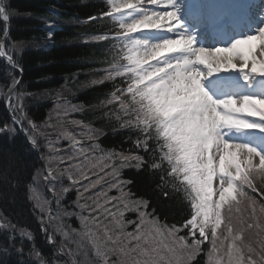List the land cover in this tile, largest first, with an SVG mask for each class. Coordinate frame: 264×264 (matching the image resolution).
Returning <instances> with one entry per match:
<instances>
[{
    "label": "snow or ice",
    "instance_id": "6c2138e0",
    "mask_svg": "<svg viewBox=\"0 0 264 264\" xmlns=\"http://www.w3.org/2000/svg\"><path fill=\"white\" fill-rule=\"evenodd\" d=\"M107 2L110 6L109 10L102 12L101 16H110L118 22L120 31L114 38L130 52L141 45L147 48L149 44L129 34L138 33L141 30L161 29L164 21L175 22L168 24L169 33L181 28V22L175 10L159 11L144 7L145 2L157 5L158 0H119V2L107 0ZM173 2L174 0H164L169 7ZM114 13L124 15L116 16L113 15ZM11 15L12 11L3 0H0V23L4 25V40L10 39L8 24ZM93 19L96 17H89L90 21ZM49 26L54 25L49 22ZM51 36L52 34L48 33V37L51 38ZM174 37L161 41L152 47L151 51L154 53V58L160 57L162 52L179 53L176 55V63L195 77L192 84L200 94V103L193 106L177 103L173 107L162 108L156 91L147 87L144 90L137 89L135 80L129 82L127 88L120 89L122 94L127 92L130 95L131 113L126 114L134 113L135 119H129L127 124L134 126L142 134L137 137L136 145L148 153L147 158L105 150L98 143L85 146L75 134L63 128L62 120L57 119L53 122V113L59 118L67 115L69 111L78 110L76 105H70L67 99L59 95L53 100V109L47 119L37 123L28 117V109L24 101L30 94L20 87L23 67L14 58L15 53L22 48L23 42L11 41L8 50L11 54H7L5 67L7 76L5 83L0 85V97L5 98V107L10 110L12 125L10 126L7 122L0 124V134L15 135L18 126L25 133L32 148L40 152L41 157L47 161L44 165L46 171L38 170L40 178L47 185L48 191L55 195L57 207L45 209L43 205H40L37 215V204L34 203L32 206V214L37 216L40 233L45 243L51 246L50 257L36 246L35 236L31 230L0 213V264H68V261L57 258L63 253L65 244L63 240L57 241L56 233L67 237L70 233L78 231L64 221L65 217L72 216L82 221V227L86 232L92 231L90 222L103 231V236L97 233L96 255L100 259L93 264H157L156 257L160 254V243H163L168 252L177 257L176 264H181L185 256L188 260H192L196 253L201 251L200 245L208 240V229L212 237L208 264H219L214 253L218 251L217 230L221 225L224 224L226 229L224 239L241 240L238 234L232 236L233 205L231 202L237 201L239 204L237 200L239 196L246 197L250 207L255 204V200L244 191V186L256 191L250 176L264 174V152L248 144L224 139V130L258 129L264 133V97L229 96L217 100L203 86V80L205 69L208 77L221 72H240L245 80L248 79L249 74L264 78V50L260 52L261 59L253 55L252 49H248L247 52L237 51L255 40H260L264 44V25L258 27L254 34L244 36L246 38L236 39L228 47L213 49L194 47V38L182 33ZM96 38L105 40L108 37L100 35ZM5 55L4 43L0 41V57ZM126 59L130 64L137 63L135 53L127 56ZM236 59L240 61L239 65L234 62ZM249 60H251L250 67ZM114 67L116 71L109 72L105 79L124 75L120 66ZM17 72L20 73L19 76ZM183 74V72L178 73V75ZM162 95L161 93L160 96ZM113 99L118 97L113 96ZM120 104L121 108L125 107V101L121 100ZM241 113H246L247 117L259 119L249 120L237 116ZM25 120L29 127H25ZM71 122L81 124L80 121ZM58 126L59 131H56ZM47 129L56 131L55 137ZM86 135L89 139L94 138L91 130ZM61 139L68 141L70 151L61 152ZM151 141H155V144ZM44 148L49 150L47 154L41 151ZM97 149H99V155L95 154ZM117 157L120 159L119 164L115 163ZM254 157H259V164L255 166L258 171L253 169ZM132 161L135 163L132 164ZM165 162L168 165L167 169L163 167ZM59 164H63L64 167L60 168ZM144 165L153 170H160L161 184L157 187L161 189L165 197L169 196V193L163 190L169 183L166 176L179 180L181 186H187L183 190L190 201V214L181 224L162 223L154 208L149 211L148 200L136 197L130 188L126 189V185L132 182L123 181L120 178L121 168L132 166L140 169ZM65 176L70 186L77 192V199L73 202L74 207L71 211L61 204L57 189L59 184L63 191H69L68 187L63 186ZM32 179L35 181L37 177L33 176ZM214 179L218 182L215 191L213 190ZM81 181H87V183H81ZM97 185H100L101 190L89 193V190L96 188ZM13 187L16 185L14 184ZM177 187L179 190V186ZM27 188L28 199L31 202L30 193L34 191V187L28 184ZM112 189H115L119 195H108ZM86 193L88 195H85ZM214 195L218 196L215 200ZM101 197H103L102 201ZM225 206L227 209L222 213ZM125 211H135L136 220H125ZM260 211L264 214V206ZM84 212H88L89 215L85 216ZM101 213L104 215L102 216ZM252 219L256 223H247V228L260 229L261 223L255 216L254 209ZM129 224L133 226L134 231H126ZM185 229L186 236H177L178 231ZM157 237L161 239L158 241ZM188 237L192 238L191 243L188 242ZM168 241L171 243L169 244ZM256 242L260 245L258 260L253 259L252 255L245 260L242 248L229 243L228 264H264V240L258 239ZM25 244L28 245L27 248ZM222 245L223 240H221ZM255 251L251 245L247 246L248 253L253 254ZM70 252L71 248H69ZM110 256H115L116 259H109Z\"/></svg>",
    "mask_w": 264,
    "mask_h": 264
},
{
    "label": "trees",
    "instance_id": "16d2710c",
    "mask_svg": "<svg viewBox=\"0 0 264 264\" xmlns=\"http://www.w3.org/2000/svg\"><path fill=\"white\" fill-rule=\"evenodd\" d=\"M5 4L12 11L9 22L10 39L4 42L5 52L11 54L8 51L11 41L23 42L22 48L15 53L14 58L23 67L20 87L30 94L25 97L24 101L28 109L27 116L41 123L48 118L53 109V100L59 95L67 99L70 105H76L78 110L69 111L67 115L59 118L53 116V122L57 119L62 120L65 130L85 140L88 144L98 143L105 150L147 158L148 153L136 145L137 137L142 134L134 126L127 124L129 119H135L134 113L126 114L131 113L130 95L127 92L122 94L120 91V89L127 88L126 80L130 75L125 70V59L123 58L126 49L113 37L116 31L112 20L105 17L89 20V17L97 18L106 11L103 5L96 0H5ZM49 8H54V10ZM47 22L57 24L59 29L52 32L44 30L43 25ZM3 27L4 25L0 23V37L3 34ZM48 33L52 34L51 38L48 37ZM100 35H106L108 38L97 39L96 37ZM6 64L0 58V85L6 81ZM114 66H120L124 75L105 79L109 72L116 71ZM113 96L118 99H113ZM4 100V97H0V124L7 122L11 126L12 119L6 111ZM121 100L125 101L124 108H121ZM71 121H80L81 124H74ZM25 127H29L26 120ZM90 130L94 133L93 139H89L86 135ZM47 131L55 137L59 126L56 131L52 129H47ZM153 135H155L154 130ZM38 139L42 138L38 137ZM67 143L66 140L61 139L60 146L65 147ZM151 143L155 144V141ZM41 151L48 153L47 148ZM39 155L41 157L40 152ZM131 163L134 164L135 161ZM163 167L167 169V162ZM38 170L42 168L36 151L24 140L18 127L15 135L0 134V213L31 230L35 236L36 246L50 257V247L45 245L37 216L32 214L34 203L28 199L27 185L44 183ZM33 176H39V178L33 181ZM160 177L159 169L153 170L147 165L140 169L127 166L120 170V178L123 181L132 182L126 185V189L130 188L136 197L148 200L149 211L154 208L162 222L168 225H179L190 214V201L183 190L187 186H181L179 180L166 176L169 183L163 190L167 191L169 196L165 197L161 189L157 187L161 184ZM262 178L264 174L250 176L256 191L244 186L247 195L255 200L253 206H249L250 202L246 197L238 196L239 204L237 201L231 202L233 205L232 236L238 234L241 240L224 239L226 234L224 224L218 230L219 238L216 242L218 256L224 262L229 259V243L242 248L245 260L249 255H252L253 259H259L260 245L256 241L264 240V214L260 211L264 206V195H262L264 194V179ZM14 184L16 187H13ZM44 196L48 203L49 197L46 194ZM56 207L55 204L54 209ZM226 209L227 206L222 213ZM253 209L261 223L260 229L247 228V223H256L252 219ZM64 221L69 225L74 222L69 217H65ZM207 231L208 241L200 245L201 251L196 253L190 264L207 263L204 258L207 259L208 248L212 245L210 229ZM177 234L186 236L187 231H178ZM58 240L64 241V248L67 250L71 248L72 262L75 264L90 263L92 254L85 248L86 246L80 245L77 250L66 238ZM221 240H223L222 246ZM188 242L191 243V238H188ZM248 245L256 250L255 253L247 252ZM25 247L27 248L28 245L25 244ZM57 258L63 260L59 255Z\"/></svg>",
    "mask_w": 264,
    "mask_h": 264
},
{
    "label": "bare ground",
    "instance_id": "6f19581e",
    "mask_svg": "<svg viewBox=\"0 0 264 264\" xmlns=\"http://www.w3.org/2000/svg\"><path fill=\"white\" fill-rule=\"evenodd\" d=\"M195 1H202V0H174L173 4L170 6L174 9H178L177 15H178V19L181 22L182 19V14L179 12V6L181 3H186V5H188L189 3H195ZM208 2V4H214L213 7H211L209 14L207 15V17H210L211 19H213V16L216 13L220 12V8L218 6L219 1L218 0H206ZM117 2H119V0H117ZM228 5L231 9L236 8L239 6V3L236 1L234 2L233 0H228ZM264 6V3H263ZM144 7L146 8H153L159 11H166L167 8H170L169 6H167L164 3V0H158V4L157 5H152L149 4L147 2H145ZM176 11V10H175ZM181 14V15H179ZM259 17L255 23L252 22L250 20H245L246 22H248L246 25L249 28L250 33H247L246 36L249 34H254L255 30L260 27L261 25H264V8H262ZM202 22V21H201ZM169 23H175L174 21L172 22H168V21H164L162 22L161 25V29H158V37L157 39V43L156 42H149V46L142 52H140L138 54L139 59H141L142 61H147L151 58H154V53L151 51V48L158 45L161 41L168 39V38H175L174 36L179 35V34H183L185 36L188 37H193L197 35V33H192L189 34V30L193 29L194 27H190V28H185L184 25L181 22V28L176 30L174 29L172 33H169L167 31L168 28V24ZM206 25V24H205ZM206 27V26H204ZM237 31V30H235ZM257 35H259V33H256ZM201 36V34H198ZM213 35V34H212ZM211 35V38H212ZM250 49L253 50V55L257 58V59H261L262 57L260 56V52L262 50H264V44L261 43L260 40H255L250 42L249 44ZM195 47V46H194ZM201 48H205V49H213L215 48V46L211 45V44H203L201 46ZM176 55H179V53H161L160 57L157 58H165V59H171L172 60V64L170 65H165L162 66L161 68L154 70L152 73L149 74L150 77H155V80L158 82V86H157V90L159 92H164L165 96L164 99L167 101H170L172 103H180L182 105L185 106H193L196 105L198 103H200L201 97L199 92L196 90V87L192 84V80L195 79L193 76H191L187 70H183L181 69L178 64L176 63ZM179 72H183V75H178ZM205 73H206V69H205ZM234 72H221L218 74H214L211 77H206L203 80V86L206 88V90L210 93H212V95L214 94L213 91H215L217 94L219 93H223L227 90V88L230 86L231 90H232V85H233V76H234ZM216 76V77H215ZM222 85V86H221ZM198 97L199 99L197 100V102L195 104L192 103L193 100V96ZM230 94V93H229ZM244 95L246 96H260V97H264V88L260 87L258 82H253L252 85H250L248 87V89H246L243 92ZM215 99H223L224 96L222 95H217V97L214 96ZM233 142L237 143V140H240L239 135H236L234 137H231ZM243 167V165H242Z\"/></svg>",
    "mask_w": 264,
    "mask_h": 264
},
{
    "label": "rangeland",
    "instance_id": "374dc122",
    "mask_svg": "<svg viewBox=\"0 0 264 264\" xmlns=\"http://www.w3.org/2000/svg\"><path fill=\"white\" fill-rule=\"evenodd\" d=\"M4 2V1H3ZM202 5H203V8L204 10H206V7H207V4L205 2H202ZM181 8H184V5H180ZM156 36V35H155ZM145 37V36H143ZM139 38L141 41H143L142 37H137ZM142 47H144L143 45L139 46L138 48L134 49V50H138V49H141ZM144 50V49H143ZM142 50V51H143ZM248 50V46L247 45H244L242 46L241 49L237 50V51H245L247 52ZM137 55V53H135V56ZM137 61V59H136ZM138 62V61H137ZM235 62H239L240 61L238 59L235 60ZM133 65H137V63H132ZM131 64V65H132ZM251 66V60H249V67ZM155 68H157V65L154 66ZM138 77H139V82L138 83H142L143 81L147 80L146 79V74H148L147 70L144 69V70H141V69H138ZM240 74V73H239ZM238 74V75H239ZM148 88H152L156 91L157 93V97H158V100H159V103H160V106L162 108H170V107H173L176 103H172L170 101H167L164 99V96H165V93L164 92H159L156 88V83H151L149 84ZM163 94L162 97L160 96V94ZM241 96H237V98H239ZM55 116V114L53 115ZM239 116H241V114H239ZM244 131H249L250 133H253L254 131H251V130H237V133H241V132H244ZM236 132H233L232 134H235ZM79 139V138H78ZM81 143H83L85 146H88L89 144L85 142V140H81L79 139ZM67 141V140H66ZM252 141L253 143H256V149L259 150V151H262L264 152V144L262 141H260V138L259 137H253L252 138ZM68 142V141H67ZM64 150H69L70 149L68 148V143L66 144V148L63 149L61 147V152H63ZM49 151V150H48ZM214 151V149L212 150ZM96 155H99L100 152H99V149H97ZM89 155H92L91 153H89ZM45 161V164L47 163L46 160ZM58 163V162H57ZM67 163V162H65ZM115 163L119 164L120 163V159L119 157H117ZM259 164V157H254L253 158V167H255L256 165ZM59 167L60 168H63L64 165L63 164H59ZM44 171H46L44 169V167H42ZM105 171H108L107 169H105ZM39 178V176H37ZM91 179H95V177H90ZM214 182V180H213ZM81 183H87V181H81ZM103 184V181L101 182ZM63 186L65 187H68L69 188V191H67L66 193H69V194H73L72 195V199L69 200L68 204H72L70 206H73L74 207V204L73 202L77 199V192L76 190L70 186V182L68 181L67 177L65 176L64 179H63ZM34 187V191H32L30 194L32 196V202L37 204V211L39 212V206L40 205H43V207L45 209H47L48 207H50V199H49V205L47 204L46 200H45V191L49 194L52 195V198L54 197V194L52 192H49L48 190H45V187L41 184H34L33 185ZM57 189H58V193H60V189H62L60 187V185L58 184L57 185ZM101 188H100V185H97L96 188L94 189H90L89 190V193H95L97 191H100ZM46 193V194H47ZM85 195H88L87 193ZM108 195L110 196H118L119 193L115 190V189H112L108 192ZM47 197H49V195H47ZM46 197V198H47ZM103 200V197H101V201ZM89 203L91 204V201H89ZM73 207H68L69 211H71V209ZM77 211H79V209H77ZM93 215H95V213H92ZM84 215L85 216H88L89 213L88 212H84ZM101 215L103 216L104 214L101 213ZM124 217H125V220H136V217H137V213L135 211H125L124 212ZM72 219H74V222L71 226V228H75L77 229L78 231L77 232H72L69 234V236L67 237H63L61 235V233H57V238L56 239H63V238H66V240L71 244V246H73L75 249H79L80 245H84L86 246L85 248L89 250V252L92 254L91 256V259L90 257L88 256V260L90 261L89 264H93V262H96V261H99V257L96 255V243H97V233H99L100 236H103V231L99 228L96 227V225L94 223H91L90 222V228L92 229L91 232H86L84 231L83 227H82V221L76 217V216H72L71 217ZM108 219H111L110 217H108ZM126 231H134V228L131 224L127 225V228H126ZM161 238L157 237V240L159 241ZM60 241V240H58ZM99 243H103V241H99ZM168 243L170 244L171 242L168 241ZM88 247V248H87ZM159 249H160V254L156 257V260H157V264H176V259L177 257H174L172 255V253L168 252V250L164 247L163 243H160L159 244ZM87 254H89L87 252ZM63 258L66 259V261H68V264H71L73 263L72 260L70 259V253H69V250H67L66 248H64V251L62 254H60ZM86 259V257H85ZM109 259H112V260H115L116 257L115 256H110ZM228 259V258H227ZM191 262V260H185L184 258L182 259L181 261V264H189ZM219 264H228V261H223L221 259H219Z\"/></svg>",
    "mask_w": 264,
    "mask_h": 264
},
{
    "label": "clouds",
    "instance_id": "9594fccd",
    "mask_svg": "<svg viewBox=\"0 0 264 264\" xmlns=\"http://www.w3.org/2000/svg\"><path fill=\"white\" fill-rule=\"evenodd\" d=\"M193 77H194V76H193ZM194 78H195V77H194ZM198 99H199V98L196 97L195 94H194V96H193V100H192V103L195 104V103L197 102Z\"/></svg>",
    "mask_w": 264,
    "mask_h": 264
}]
</instances>
